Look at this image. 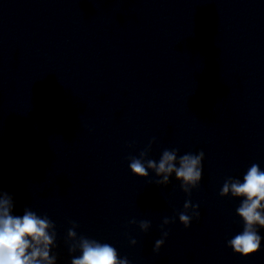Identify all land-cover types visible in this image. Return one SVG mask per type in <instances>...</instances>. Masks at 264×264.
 <instances>
[{
  "label": "clouds",
  "instance_id": "clouds-1",
  "mask_svg": "<svg viewBox=\"0 0 264 264\" xmlns=\"http://www.w3.org/2000/svg\"><path fill=\"white\" fill-rule=\"evenodd\" d=\"M155 140L149 141L147 147L140 151L139 156L129 157L131 173L137 177H149L151 170L156 177L154 183L166 186L170 177L180 181L182 191L191 195L202 179V161L204 152L185 153L178 155L179 149H165L159 160L150 159L149 153ZM219 195L241 198L236 209L243 221V230L228 240V246L241 256H249L260 251L262 237L258 229H264V171L253 163L238 178L225 179ZM199 205L186 200L183 211L178 219L188 228L194 218H199ZM14 200L11 195L0 188V264H56L57 257L51 254L56 247V230L54 222L48 216H39L29 208H24L22 215H14ZM175 218H165L161 226L162 237L155 242L154 251L159 252L168 236L164 225L174 223ZM130 223L136 224L135 219ZM150 222L140 221L139 228L147 232ZM78 225L73 221L67 231L66 244L69 253L79 250L80 255L73 257L71 264H129L127 257L121 258L117 249L109 243H101L85 236L77 235ZM131 244L137 241L132 239Z\"/></svg>",
  "mask_w": 264,
  "mask_h": 264
}]
</instances>
